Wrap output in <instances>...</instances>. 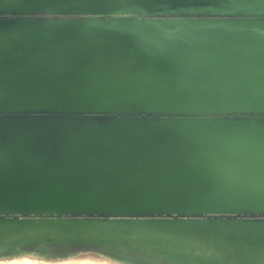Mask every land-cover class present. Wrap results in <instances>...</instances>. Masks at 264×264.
Masks as SVG:
<instances>
[{
	"label": "water",
	"instance_id": "95a60500",
	"mask_svg": "<svg viewBox=\"0 0 264 264\" xmlns=\"http://www.w3.org/2000/svg\"><path fill=\"white\" fill-rule=\"evenodd\" d=\"M168 236L264 261V0H0V252Z\"/></svg>",
	"mask_w": 264,
	"mask_h": 264
},
{
	"label": "rangeland",
	"instance_id": "374dc122",
	"mask_svg": "<svg viewBox=\"0 0 264 264\" xmlns=\"http://www.w3.org/2000/svg\"><path fill=\"white\" fill-rule=\"evenodd\" d=\"M113 248L116 251L103 250L93 245L78 247L49 243L19 248L11 253L0 252V264H122L120 261L125 264H153L147 260L151 256L142 251L125 252L117 246ZM160 261L159 264H170L168 261Z\"/></svg>",
	"mask_w": 264,
	"mask_h": 264
},
{
	"label": "bare ground",
	"instance_id": "6f19581e",
	"mask_svg": "<svg viewBox=\"0 0 264 264\" xmlns=\"http://www.w3.org/2000/svg\"><path fill=\"white\" fill-rule=\"evenodd\" d=\"M168 241L176 244L175 246L173 244V247L175 249V252L173 253L172 250L169 251V254H161L163 257V262L168 261L170 264H204L201 260H198V256H195L198 254L199 256L203 253L208 254L210 258H214L217 256L213 251H211L210 248L206 246V243L202 241H196V240H191L187 239L184 237H172L168 236L167 237ZM120 249H123L122 247H119ZM206 254H203L206 256ZM207 257V256H206ZM145 258V257H144ZM149 260V262L153 264H159L161 259H157L155 257H152ZM122 264H125L124 262L120 261ZM262 262V261H261ZM209 264H221L220 260L216 261L214 260L213 263ZM264 264V261L261 263Z\"/></svg>",
	"mask_w": 264,
	"mask_h": 264
}]
</instances>
